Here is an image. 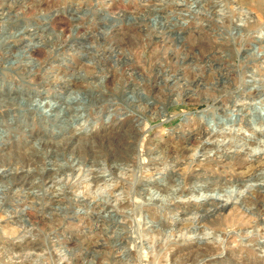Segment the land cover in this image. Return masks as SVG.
<instances>
[{
	"label": "rangeland",
	"instance_id": "374dc122",
	"mask_svg": "<svg viewBox=\"0 0 264 264\" xmlns=\"http://www.w3.org/2000/svg\"><path fill=\"white\" fill-rule=\"evenodd\" d=\"M1 37L0 264H264V0H0Z\"/></svg>",
	"mask_w": 264,
	"mask_h": 264
},
{
	"label": "bare ground",
	"instance_id": "6f19581e",
	"mask_svg": "<svg viewBox=\"0 0 264 264\" xmlns=\"http://www.w3.org/2000/svg\"><path fill=\"white\" fill-rule=\"evenodd\" d=\"M217 2V1H216ZM245 15H248L247 13H245ZM241 22V21H240ZM10 38V37H9ZM1 39H2V43L0 44V46H2V44H5L6 42H8L7 40H5V38L3 39V37H1ZM29 47H31V45H29ZM28 47V48H29ZM31 49L32 50H34L35 49V47L33 46V47H31ZM263 54V53H262ZM261 54V55H262ZM260 55V56H261ZM261 57H264V54L261 56ZM31 64V63H30ZM29 72H30V70H29ZM14 86H10L9 88H8V93H9V95L11 96V95H14L13 93L15 92V88H13ZM13 92V93H12ZM255 92V91H254ZM258 92V91H257ZM16 94V93H15ZM16 99L17 98H14V99H11V101H16ZM42 105V104H41ZM42 107V106H41ZM39 108V107H38ZM43 109L40 111V110H38V113H39V116H42L44 119H46V120H49V118L51 117V116H49L48 114H47V112H45V110L44 109H50L48 112L50 113V112H52V110H54L53 108H54V105L53 104H47L45 107H42ZM19 111V110H18ZM27 111V110H26ZM31 111V110H30ZM17 113V112H16ZM26 113H28V112H26ZM60 113L61 112H58L56 115H55V120H53L52 122H55V121H57V118L59 117V115H60ZM52 114V113H51ZM31 116V115H30ZM2 118V117H1ZM54 118V117H53ZM60 118V117H59ZM80 119V118H79ZM20 120V119H19ZM72 120V119H71ZM21 121V120H20ZM20 121H19V123H20ZM50 121V120H49ZM61 121V120H60ZM18 122V121H17ZM74 123H76V120L74 121V122H70V120L68 121L67 119H65L64 121L62 120V122H61V125L59 126V128H61V129H63V130H66L67 129V127L66 126H70V125H73ZM24 126H26V125H24ZM70 129V128H69ZM68 130V129H67ZM78 131V133H80V132H82V129L81 128H79V129H75V131H74V133L75 132H77ZM92 131V130H91ZM208 131V130H207ZM50 133V132H49ZM241 133V132H240ZM52 134V133H51ZM236 134V133H235ZM73 136H74V134H73ZM230 136V135H229ZM51 137H52V135H51ZM205 137H207L205 140H204V142H203V148L205 149L206 147H210L211 145H213V143L215 142V146H219V145H221V144H224V142L222 141V142H218V141H210V138H211V135H210V133H208V132H205L204 133V138ZM42 138H43V136H42ZM45 138V137H44ZM76 137H74V139H75ZM230 138V137H229ZM203 139V138H202ZM245 139V138H244ZM45 140V139H44ZM245 140H247V139H245ZM50 144V143H49ZM71 144V143H70ZM92 146V145H91ZM214 146V147H215ZM213 147V148H214ZM225 147V146H224ZM47 148V147H46ZM50 148V147H49ZM48 148V149H49ZM89 148V147H88ZM91 148V147H90ZM211 148H212V146H211ZM218 148V147H217ZM260 148V147H259ZM41 149V148H40ZM85 149V148H84ZM96 149V148H95ZM210 149V148H209ZM207 150L206 152H209L208 154L210 155L211 153H214L213 152V150ZM31 150V149H30ZM45 150V149H44ZM255 150V149H254ZM253 150V151H254ZM256 150H258V149H256ZM139 151V150H138ZM92 152V151H91ZM252 152V151H251ZM56 153V152H55ZM127 153V152H126ZM140 153V152H139ZM93 154H95L94 152H93ZM204 154V153H203ZM39 155V154H38ZM42 155V154H41ZM101 155V154H100ZM30 156V155H29ZM112 156V155H111ZM140 156V155H139ZM203 156H206L205 154L203 155ZM42 157V156H41ZM101 157V156H100ZM127 157V156H126ZM208 157V156H207ZM77 158V157H76ZM116 158V157H115ZM28 159V158H27ZM31 159V158H30ZM92 159V158H91ZM96 159V158H95ZM94 159V160H95ZM134 159V158H133ZM140 159V158H139ZM205 159H206V157H205ZM92 161V160H91ZM138 161V160H137ZM207 161V160H206ZM95 162V161H94ZM141 162V161H140ZM74 163H75V161H74ZM142 163H144V161L142 162ZM141 163V164H142ZM104 164V163H103ZM123 164V163H122ZM139 164V163H138ZM140 165V164H139ZM44 169H46V168H44ZM85 169V168H84ZM79 170H81V169H76V172H78ZM87 170V169H86ZM85 170V171H86ZM98 170H100V169H98ZM109 170V169H108ZM51 172V171H50ZM74 172V171H73ZM82 172V171H81ZM80 172V173H81ZM1 173H4L3 172V170H1L0 169V174ZM98 173V172H97ZM102 173H108L109 174V176H111V172L110 171H103ZM78 174V173H77ZM89 174V173H88ZM92 174V173H91ZM29 175V174H28ZM24 176V175H23ZM26 177V176H25ZM70 177V176H69ZM99 177V176H98ZM84 178V177H83ZM112 178V177H111ZM122 178V177H121ZM26 179V178H25ZM100 179V178H99ZM73 180V179H72ZM75 180H78V179H76L75 178ZM79 180H81V178L79 179ZM92 180V179H91ZM95 180H98L97 178L95 179ZM137 180V179H136ZM69 181V180H68ZM120 181V180H119ZM96 182V181H95ZM27 183V182H26ZM26 183H25V185H26ZM90 183V182H89ZM115 183V182H114ZM20 185H22V184H20ZM91 185V184H90ZM180 185V184H179ZM181 186V185H180ZM192 186V185H191ZM105 187V186H104ZM97 188V187H96ZM184 188V185H182V189ZM194 188V187H193ZM197 188H199V187H197ZM251 188H253V187H251ZM255 188V187H254ZM259 189H258V192L257 193H259V190H262V189H264V187H258ZM181 189V190H182ZM197 190V189H196ZM185 191H188V193H189V191H191V187L189 188V189H186ZM202 191V190H201ZM125 192V191H124ZM186 193V192H185ZM236 193V192H235ZM106 194V193H105ZM233 194V190L232 191H230V196ZM260 194V193H259ZM58 196V195H57ZM224 195H217V198H211V197H208V196H203V197H201L200 199H198L197 198V202L196 203H199V204H201V203H207L209 200H219V202L221 201L220 199L223 197ZM241 196H243V194H242V192H240V193H238V195H236V198H237V200H236V202L241 198ZM216 197V196H215ZM118 199V198H117ZM116 199V200H117ZM243 199V198H242ZM115 200V201H116ZM117 201H119V200H117ZM57 202V201H56ZM218 202V203H219ZM236 202H232L231 201V199H230V197L227 199V200H222V202H220L221 204H219V206L221 205L222 206V209L224 208V209H226L227 207H229V206H231L232 205V207L234 206V205H236L237 203ZM121 203V202H120ZM218 203H217V205H218ZM220 206V207H221ZM219 207V208H220ZM119 208V207H118ZM149 212V211H148ZM18 214V213H17ZM128 214V213H127ZM199 214V213H198ZM21 215L23 216V212H20V216L19 217H21ZM133 220V219H132ZM121 221V220H120ZM147 222V221H146ZM24 224H27V226H29V227H31V225L30 224H28L27 222H24ZM130 224V223H129ZM137 225V224H136ZM177 226V225H176ZM32 228V227H31ZM140 234V233H139ZM135 236V235H134ZM209 237L210 238H212V240H209ZM24 239V238H23ZM198 239H204L205 240V242H211L213 245L214 244H221L223 241H224V239L223 238H221V236H219V235H217V234H215L214 232H209V233H207V234H204L203 235V237L202 238H198ZM243 239H244V237H243ZM154 240V239H153ZM30 241V240H29ZM17 242V241H16ZM18 243V242H17ZM208 244V243H207ZM21 245V244H20ZM223 245V244H222ZM226 246V245H225ZM26 247V246H25ZM39 247V246H38ZM152 248H153V246H152ZM222 248H224L223 246H222ZM221 248V249H222ZM225 249V248H224ZM224 249H222V250H224ZM12 251V250H11ZM153 251V250H152ZM151 251V252H152ZM28 252V251H27ZM154 252V251H153ZM157 255V254H156ZM196 258V257H195ZM11 260V259H10ZM194 261V260H193ZM192 261V263H194ZM142 263V262H141Z\"/></svg>",
	"mask_w": 264,
	"mask_h": 264
}]
</instances>
